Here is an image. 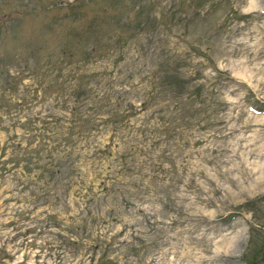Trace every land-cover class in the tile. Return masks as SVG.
Wrapping results in <instances>:
<instances>
[{
	"label": "rangeland",
	"instance_id": "1",
	"mask_svg": "<svg viewBox=\"0 0 264 264\" xmlns=\"http://www.w3.org/2000/svg\"><path fill=\"white\" fill-rule=\"evenodd\" d=\"M0 264H264V0H0Z\"/></svg>",
	"mask_w": 264,
	"mask_h": 264
}]
</instances>
